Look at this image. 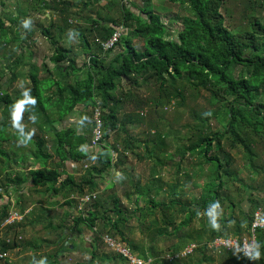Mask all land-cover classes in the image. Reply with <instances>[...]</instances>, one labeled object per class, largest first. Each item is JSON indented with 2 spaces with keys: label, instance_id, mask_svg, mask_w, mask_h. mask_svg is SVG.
I'll use <instances>...</instances> for the list:
<instances>
[{
  "label": "trees",
  "instance_id": "obj_1",
  "mask_svg": "<svg viewBox=\"0 0 264 264\" xmlns=\"http://www.w3.org/2000/svg\"><path fill=\"white\" fill-rule=\"evenodd\" d=\"M92 1L85 0L84 8ZM122 1V4H116L120 18L111 17L105 23L102 16L93 18L90 15V26L81 23V13L84 10L75 11L68 0H59L58 3L55 1L61 21L54 22L50 28L45 29V33L71 29V32L80 34L81 45L86 53L90 52V49L98 52H90L88 61L78 66L76 56L72 55V48L58 45L59 33L57 32L58 37L52 34L55 50L51 59L55 63L58 80L53 78V72L47 69L46 65H43L46 76L40 78L37 64L31 61V46L28 49L30 58L25 60V41L20 37L19 13L14 14L13 10L0 12V155L4 156L0 196L1 190L6 192L12 185L16 190L23 191L20 199L23 203L21 214H24L26 200L36 204V199L29 193L26 194L25 189L42 195L62 194L65 201L74 208L71 210V229L76 228L78 232H82L79 224L86 222L85 225L95 230V241L100 239L104 232L118 240L114 236L117 234L121 238L118 241L145 260L149 259L148 254L141 251L140 245L136 244L134 239L127 236V230L132 232L138 225L142 230L148 229L151 232L148 250L153 257L163 254L157 240L165 232L174 234L180 240L193 239L194 241H191L198 244L189 255V260L181 257L173 260H153L150 257L152 261L149 264H204L216 260L221 264H264L263 229L258 230L257 245L260 256L255 260L231 250L223 251L215 258V255L208 253L206 246V242L216 236H241L248 232L255 212L264 206V202L261 203L258 197L253 195L254 188L246 183H242L243 192H237L241 197L238 201L239 207L229 195L222 193L239 179L238 169L233 168L234 158L223 145L225 138H228L233 148L239 145L244 147L245 156L254 172L264 170L263 164L255 162L254 151V145L263 140L264 132V100L260 97L262 95L264 98V0H242L240 26L227 25L229 0H166L169 3H166L167 9L171 5H178L183 6L185 10L184 14L171 17L174 21L181 19L182 22L181 27L175 30L163 22L161 14L154 10L151 0H142V6ZM128 3L131 5L128 6ZM110 5L109 2L108 8ZM121 27L131 30L128 31L131 36H126L124 32L114 48L105 50L100 41L109 39ZM171 31L176 32V40L169 39ZM133 37L143 39V50H138L133 45ZM25 66H28L27 73L20 69ZM79 71L83 73L76 75ZM70 73L76 75L72 82L66 81ZM26 75L30 77L32 85L26 88L16 87L14 82ZM190 88L195 89L198 94L204 90L209 92L210 102L218 104V109L203 113H197L193 109L192 117L196 123L189 124V133L181 137L180 131L165 121L161 109L171 103L183 106L185 92ZM13 90L16 91L12 92ZM145 90L149 91V95ZM25 91L36 103L19 104L16 114L19 124L23 122L20 125L24 132L31 133V139L27 141L32 145L33 161L30 165L26 164L30 155L22 153L13 160L3 148L4 143L8 141L21 145L19 141L22 137L12 126V109L17 101L25 100ZM22 105L26 106L23 114L20 111ZM78 105L100 106L102 110L103 139L97 152H87L82 147L93 134L92 117L84 119L86 134L79 133L72 126L60 130L52 128L54 122L74 112ZM129 106L131 108H128ZM52 108L58 113L57 117L54 115L55 118L50 113ZM35 110L39 116L43 114V118L40 116L38 122L39 131L49 135L53 133L50 141L57 158H54L49 150L45 136H35L36 118L35 122L29 119L30 116L36 115ZM145 111L147 114L143 115ZM216 116H220V123L226 125L225 130H211L208 121ZM144 122L149 129L146 132L148 138H142L141 135L129 131L128 128L137 124L140 126ZM165 122L167 123L164 124ZM174 139L183 140L185 143H179L172 150ZM140 149L144 150V153L137 151ZM172 151L179 160L176 163V176L168 181L164 177L163 169L171 158ZM130 155H134L135 159L141 162L146 160L150 163V180L144 183L133 182V191L127 193L128 196L136 194V201L144 198L146 204L137 205L130 211L119 197L114 196L113 207L105 208L102 198L98 195L99 179L115 167L121 172V179H126L125 176L133 178V175L122 168ZM188 156L198 159L193 161L197 167L192 170L195 175H200L208 167L209 173L215 178L214 183L203 184L200 196L191 201L183 200V191L192 175H180L182 163ZM67 161L81 162L84 173L79 178L71 173L61 179ZM36 163H39V168L35 167ZM85 163L87 167L83 168ZM162 193H165V196L159 199ZM87 195L90 196L89 201H82ZM245 200L249 203L248 210L240 206ZM214 201H219L222 209V215L218 218L220 226L217 229L210 227L206 215L209 205ZM85 204L87 210H83ZM236 207L239 208L238 214ZM158 210L161 211V217L156 214ZM9 214V206L5 205L0 214V224H4ZM181 215L183 218L179 221L178 217ZM66 216L69 214L64 215ZM150 216L151 221L147 223ZM132 219L140 220L139 224L130 225ZM47 221L49 229H60L58 242H62L64 248L70 247L65 245L68 241L65 234L68 225H55L50 219ZM36 222H42V219ZM195 222H198L200 228L193 226ZM16 224H19V221L7 224L8 231ZM186 227L189 228L185 230ZM203 233L207 240H198ZM191 241L189 242L192 243ZM71 245L75 248L73 242ZM18 246V243H13L10 239L0 240V251L7 252ZM179 246L180 242L175 241L170 248L171 254L179 252ZM114 253L112 257H104L115 260L114 264L119 260L123 264H129L126 257L118 252ZM94 256L96 257L95 253ZM92 261H78L75 264H90ZM6 264L10 262L7 261Z\"/></svg>",
  "mask_w": 264,
  "mask_h": 264
},
{
  "label": "rangeland",
  "instance_id": "obj_2",
  "mask_svg": "<svg viewBox=\"0 0 264 264\" xmlns=\"http://www.w3.org/2000/svg\"><path fill=\"white\" fill-rule=\"evenodd\" d=\"M151 2L153 4L154 10L157 13L161 14V18L167 26L169 27L171 26L173 30L177 29L178 27H181V23H182L181 19H176L174 21L173 19H171V17L173 15L177 17V14L179 15L184 14L185 10L183 9V6L170 4L171 7L170 8L168 7L167 9L166 3L168 2L166 0H151ZM227 6L229 10L228 15L226 16L227 25L233 26L236 24L237 26L238 25L240 26V24L242 23L241 21L242 17L240 14V10H242V7H243L242 0H229ZM9 9H12L15 13H18L19 12V0H0V12H5V10H9ZM5 13H7V11ZM55 20H59V16H57L56 19H54L53 21ZM83 22L85 21H82L81 23ZM246 24L247 23L244 24V27H246ZM119 29L121 30V38L123 37L124 32L126 36H131L130 32H128L131 30H128V28L127 30H126V27L125 29H122V27L118 28V30ZM58 33H59V36H61L63 31L62 32L60 31ZM169 34H170V36H168L169 39H174V40L177 39L176 32L171 31ZM63 43L67 45V44H70L71 41L64 40ZM132 43L138 50L144 49L145 45H144V41L142 38L133 37ZM75 44H78L77 41L75 42ZM79 55L80 57L76 55V58L78 59L77 63H79L80 65H83V63L86 60L88 61L89 57L88 55L84 54L83 50L79 53ZM46 61H48V59ZM20 69L23 72L25 71V67H22ZM124 83H125V86H127V83L126 82ZM20 86H22L20 88H26V85L24 84ZM15 91L13 90L12 92H15ZM145 93L149 95V91L146 92L145 90ZM185 97H186L185 102H184L185 104L183 106H177L178 105L177 103H171V104H166L165 107L161 109L162 113L165 115V121L168 122V125H172L176 130H179L180 131L179 134L181 137H184V135L187 134V132L189 131L188 130L189 124L195 125L196 123L195 119L192 117L191 111L193 109L196 110L197 113H203L204 111L218 109V104H212L210 102L209 92L205 90L202 91V93L198 94V92L195 89H192V88L187 89L185 92ZM260 97H261V100H264L262 95ZM93 110L94 109L92 105L88 107H85L84 105H78L77 110H76L77 112H74L73 114H71V121H68L67 123H62V127L71 125L72 127H75L79 132L86 131L87 128H86L84 119L86 117L93 118ZM167 122H165L164 124H166ZM21 123L23 122L21 121L20 124ZM208 123L211 127V130H214V131L215 130L216 131L225 130L226 128L225 124L220 123V116L213 117L210 121H208ZM133 132H139L140 134H142V138H148L147 137L148 134L146 133L148 132L147 130L144 133H142V130H137ZM227 139L228 138H225L223 140V145L225 147V150L230 152L234 158L233 168L238 169L239 179L238 181L233 182V186H231L230 189L225 188L224 192L222 193L229 195L231 200L236 202L238 206V201H239V198L241 197L238 195L237 192L238 191L243 192L244 189L242 188V183H246L250 187L254 188L253 195L258 197L259 201L263 203L264 202V170L258 173L254 172L250 166V163L248 162V158L245 156L244 147L239 145L233 148L230 146V142ZM262 139H263L262 140L263 142L258 141L254 145V151L256 153L255 162L258 164L264 165V132L262 133ZM179 143H185V141L183 140L176 141L175 139L172 140V144H171V148H173L172 150H174L176 145H178ZM86 144L87 143H85V145ZM23 146H25V148H23ZM3 148L9 152L13 160L17 159V157L20 154L22 155V153H24L26 155H30L28 160L26 161L27 165L28 164L30 165V163H32L33 161L32 160L33 158L31 156V151H32L31 144H28V146L24 144L16 145L13 142L8 141L4 143ZM52 150L53 149L51 148L50 151L52 152ZM137 151L144 153V150H141V149ZM173 153L174 151H172L171 158L168 160V162L166 163L163 169L164 177L168 181L172 180V178L176 176V173H175L177 169L176 163L179 160L177 157H175V155H173ZM219 154L221 155V152H219ZM54 157L57 158L56 154H54ZM3 158L4 156L0 155V178L4 175L2 171V167L4 166V164L2 163ZM196 160L188 156L185 159V161L182 163V167H181L182 169H181L180 175L184 177L186 176V173L192 175L191 180L186 183V186L183 191L185 192L183 193L184 194L183 200L185 201H191L195 197H199L203 191V184L208 183V182L210 183L215 182V178H213L211 174L209 173L208 167H206V170L202 172L200 175H195V173L192 170L197 168L193 164V161L196 162ZM90 162L88 163L90 164ZM12 163H13V166H15L16 168V164L13 161ZM71 166H74L73 163ZM122 168L126 172L133 175V178L129 179L130 176L129 177L125 176L126 179L124 178L121 179V177L117 175V174L120 175L121 172L118 170V168L115 167L111 171H108L105 174H103V176L101 177L100 189L98 191V195L99 197L102 198L103 205L105 208H112L113 207V197L117 196L120 198L121 202L126 207V209L133 211L137 207V205L144 206L146 204V200L144 198H140L138 199V201H136L137 199L136 194H130L128 196L127 193H130L133 191L134 189L133 182L141 181L142 183H144L150 180L149 179L150 178L149 177L150 163L146 160L141 162L135 159L134 155L133 156L130 155L126 164H124ZM117 171H119V173H117ZM83 173H82V168H78V173L76 177L79 178ZM195 183H199V185H196ZM25 191H28V192H25ZM1 192L2 194L0 196V214L5 205L9 206L10 213L15 212V211L18 213H21V206L23 205V203L20 198L22 196L21 193H23V191L20 192L19 189L16 190L15 186L12 185L10 186L8 191L3 192L1 190ZM24 192L26 194L29 193L30 196L35 198L36 204H31L30 200L29 201L26 200V204L24 203L25 213L21 214L23 218L22 220L19 221V224H16L15 226H13V229H11V231H8L9 226H7L5 222L4 224H0V240L10 239L13 243L16 242L19 245L17 248H14L7 252L0 251V264H6L7 261H9L10 264H40V261L42 259H46L47 261L49 259V255H51L52 252H54L53 251L54 247L53 246L52 248L50 247V245H52L51 244L52 241H55L57 243L58 250L60 249V251H65V253H63L62 254L63 256L61 257L62 262H63L62 264H75L78 261H84L91 257L94 258L95 257L94 253L96 254V257L94 258V261L91 264H114L115 263V260H109L106 257H104L105 255L112 257L115 254L114 252H116L112 248L108 247L103 239V236L108 232L102 233L100 239L95 241V238H94L95 230H93L91 226L89 227L88 225H85L87 224L86 222L85 224L84 223L79 224L83 229L82 232H78L76 228L71 229V227H70V231L67 232V234L71 238V242L75 244V248H72L73 245H70V244H68V246H71V249L70 247L64 248L62 242L56 241V238L60 235V229L59 231H56V229L55 231L49 229L47 227L48 225L47 220L50 219L55 225H58V224L60 225V224L65 223L67 225L69 224L70 226L71 225V213L69 212H71V210L72 211L74 210V208H70L71 205H69L65 201V199L63 198L61 194L53 195V196H50L48 194L42 195L30 189H25ZM164 196H165V193H162L158 198L162 199ZM240 206H242L244 210H248L249 203L247 200H245L240 203ZM83 207H84L83 210L88 209L86 204ZM238 207H236L237 214L239 213ZM263 207L260 210L264 213ZM43 208H45L46 210H43ZM65 214H69V216L64 217ZM156 214L158 217H161L160 210H158ZM151 218L152 216L148 217L147 223L151 221ZM178 218L180 221L183 218V216L181 215ZM41 219H42V222H36V221H40ZM139 222L140 220L132 219L131 222H129V224L138 225ZM193 226L196 228H200L198 222H195ZM188 228L189 227H186L185 230H187ZM86 231H89L88 234L90 236H88L87 233H85ZM150 234L151 232L148 229L144 231L141 229V227H139V225L135 229L133 228L132 232H128L127 230V236H129V238L131 239H134L135 243L140 245L141 251L146 252L149 258L152 257L153 260H155L156 258L158 260L168 258L171 254L170 248L173 247L175 241L177 243L180 242L179 253H181L183 251V248L188 243H190L189 241L193 240V239L180 240V239H177L174 234H169L165 232L157 240L158 241L157 244L163 249V252H162L163 254L157 257H153L150 255V252L148 250V247L151 244ZM114 236L118 240L121 239L120 236L117 234ZM198 240L206 241L207 240L206 235L203 233ZM93 242H95V244H93ZM222 252L223 251L218 252L216 250L213 251V250L208 249V253L215 255V258H217V256H219ZM99 256L103 258L98 260ZM180 256L181 258H187V260H189L188 258H190L189 255H188L189 257L182 256V255ZM117 264H123V263L120 262L119 260ZM204 264H221V263L219 260H216L213 263L204 262Z\"/></svg>",
  "mask_w": 264,
  "mask_h": 264
},
{
  "label": "crops",
  "instance_id": "obj_3",
  "mask_svg": "<svg viewBox=\"0 0 264 264\" xmlns=\"http://www.w3.org/2000/svg\"><path fill=\"white\" fill-rule=\"evenodd\" d=\"M55 1H57V3L59 2V0H19V12L18 13H19V20H20V22H19L20 23V32H21L20 37L23 39V41H25V43H24V45H25L24 48L26 49V50H24L26 52L25 60H28L30 58V56L28 54V49H29V46H31L30 48L33 51V57L31 58V61L35 62L37 64V66L39 68L40 78H45V76H46V72H45V69L43 67V65H46L47 69H49L50 71L53 72V78L58 80L59 76L57 74V71H55V69H54L55 63L52 61L51 56L53 55L54 50H55L54 45H52V34H56V36L58 37L57 32L59 30L54 31V33L53 32H50L49 34L45 33V29L50 28L51 25L55 21H56L55 23H58L59 21H61L59 10H58V8H56L57 4ZM68 1L71 3L70 6H72L75 11L84 10L81 13V16L84 17L83 19L81 18V22L85 21L82 24L87 25V26L91 25V22L88 19V17L90 15H92L93 18H96L97 15L99 17L102 16L103 19H105V21H104L105 23H106V20H108L111 17L120 18V11L117 10L119 8L116 4L117 3L122 4V2H123L122 0H98V1L93 0L91 4L89 3L86 6V8H84L83 3L85 0L84 1L83 0H81V1H79V0H68ZM109 2L111 3L110 8H108ZM125 2H131V3L134 2V3H136V6H142L143 5L142 0H125ZM131 3H128V6H130ZM11 10L12 9L5 10V12L6 11L12 12ZM133 10L136 11L135 8H133ZM137 13H139L138 10H137ZM14 14H17V13L14 12ZM57 16H59V20L53 21L54 19H56ZM25 19L31 20L30 29H24L23 28L22 21H24ZM70 21H71V19H70ZM74 21H76V20H74ZM58 40H60L58 45H63L67 48H72L71 49L72 55H75V56L78 55V57H80L79 53L82 50H83L85 55H88V57L90 56V52L94 51L93 49L92 50L90 49V52L86 53L84 51V46L81 45L80 34L78 32H75V33L71 32V29H66L65 31H63L62 35L60 36V38H58ZM64 40L71 41V43L65 45L63 43ZM76 41L78 44H75ZM118 50H120V49L118 48ZM94 53L96 54L98 52H96V50H95ZM47 59H48V61H46ZM76 61H78L77 58H76ZM77 65L81 66L79 63H77ZM27 70H28V66H25V72L26 73L28 72ZM82 73L83 72L79 71V72H77L76 75H81ZM76 75H74L73 73L72 74L70 73L69 76L66 78V81L72 82L73 78ZM14 83H15L16 87H22V86H20L22 84L26 85V87H30L32 85V83L30 81V77L27 75L24 78L19 77ZM52 103H54V102H52ZM25 107H26L25 105H22V109L20 110L22 114L25 112ZM128 108H131V106H129ZM76 110H77V108L75 109L74 112H77ZM35 112H36L35 118L37 121V124L35 125V130H36L35 136H38V134L44 135L46 138V143L48 144V146L50 144V146H49V150H50L52 148L50 140L52 139L53 133H51L49 135L47 132L39 131L38 122L40 120V116L43 118V114H40V116H39L37 114L38 112L36 110H35ZM74 112L70 113L68 116L64 117L63 119L54 122L52 124L53 130L54 129L60 130L62 128H65V127H62V123H67L68 121H71V114H73ZM50 113L52 114L53 118H55L54 115H56V117L58 115L57 111L54 110V108H52V112H50ZM146 114H147L146 111L143 112V115H146ZM70 126L71 125H68L66 127H70ZM128 129L133 134H137V135H141V136H142V134H140L139 132H133V131L142 130V133H144L146 130L149 131L145 122L143 124H141L140 126L137 124L134 127H130ZM85 132L86 131H81L79 133L83 134ZM90 139H92V134H91V138H89V140L86 142L87 146L85 144L82 146L83 149H85V151H87V152H92L94 149H97L96 146L92 145V141ZM28 144H29L28 142L24 143V145H27V146H28ZM52 154L54 157L55 152L53 150H52ZM72 163L74 166H71ZM80 165L82 166L81 162L79 163V162L67 161L66 166L63 169L64 171L62 172L60 178L64 179L67 175H69L71 173H73L76 176L78 173V168H81ZM86 165H87L86 163L83 164V168H86L85 167ZM39 166H40L39 163L35 164L36 168H39ZM82 173H83V170H82ZM117 173H119V171H117ZM100 182H101V178L99 179V184H100ZM28 191H25V192H28ZM48 195H50V193H48ZM56 195H60V194H56ZM63 198H64V196H63ZM69 213H71V212H69ZM70 227H71V225L69 226V224H68V228L65 231V234L68 237V241L65 243V245H68V244L71 245V238L67 234V232L70 231ZM51 230L55 231V229H51ZM56 231H59V230L56 229ZM85 233H87V235L90 236L88 234L89 231H86ZM56 241L58 242V237L56 238ZM54 242L55 241H52L51 242L52 245H50L51 248H52V246L54 247V249H53L54 252H52V254L49 255V259L47 261L45 259V261L48 264H52V263L62 264L63 262H62L61 257L63 256L62 254L65 253V251H60V249L58 250L57 249L58 248L57 243L56 242L54 243ZM93 244H95V242H93ZM72 248H74V247H72ZM70 249H71V246H70ZM58 257H59V259H58ZM40 258H42V257H40ZM100 259L101 258H98V260H100ZM91 260L94 261V258L91 257V258L87 259V261H91Z\"/></svg>",
  "mask_w": 264,
  "mask_h": 264
},
{
  "label": "built area",
  "instance_id": "obj_4",
  "mask_svg": "<svg viewBox=\"0 0 264 264\" xmlns=\"http://www.w3.org/2000/svg\"><path fill=\"white\" fill-rule=\"evenodd\" d=\"M120 38L121 30L117 29L109 39L101 40L100 42L105 50H109L117 45V42L120 40ZM93 109L94 128L91 141L92 145L97 147V149H94L93 152H97L102 146L104 125L102 120V110L100 106H95L93 107ZM85 167H87V165ZM94 196H96V193L94 194ZM89 199L90 196L87 195L81 200L87 202L89 201ZM81 207L82 206H80V208ZM22 218L23 216L21 215V213H18L16 211L12 212L5 220V224H11L15 221H20L22 220ZM259 229L264 230V213L261 210H257L255 212L252 224L248 232L244 233L241 236H216L210 241H207L206 246H208V249H211L213 251L216 250L218 252H221L231 250L232 252H241L242 254L246 255L245 252L250 251L253 246L257 245ZM103 239L108 247L126 257L129 260V264H149L152 261V258L145 260L138 257L137 255L132 253V251L124 243L114 239L108 234H105L103 236ZM197 246V243L192 242L188 244L181 253L177 252L174 254H170L168 258L170 260H173L181 257L180 255L188 256L194 251L195 247Z\"/></svg>",
  "mask_w": 264,
  "mask_h": 264
},
{
  "label": "clouds",
  "instance_id": "obj_5",
  "mask_svg": "<svg viewBox=\"0 0 264 264\" xmlns=\"http://www.w3.org/2000/svg\"><path fill=\"white\" fill-rule=\"evenodd\" d=\"M22 26L24 29H30L31 27V20L30 19H25L22 21ZM25 100L24 101H17V104L13 106L12 109V126L16 128L22 139L19 141L21 144L26 143L28 140L31 139V133H25L23 127L19 124L17 120V114H16V108L19 104L21 103H29L34 105L36 103L34 98H29V94L27 91L23 93ZM29 119H31L33 122H35V116H30ZM119 176V174H117ZM220 210V211H216ZM206 215L208 216V223L211 228L217 229L220 225L218 222V218L220 215H222V209L220 208V203L219 201H214L209 205V209L206 212ZM247 256H249L251 259L255 260L258 259L260 256V251H259V245H255L251 248L250 251L245 252ZM40 264H46L45 259H42L40 261Z\"/></svg>",
  "mask_w": 264,
  "mask_h": 264
}]
</instances>
